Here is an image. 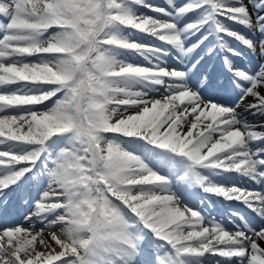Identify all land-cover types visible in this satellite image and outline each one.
<instances>
[{"label": "snow or ice", "instance_id": "obj_1", "mask_svg": "<svg viewBox=\"0 0 264 264\" xmlns=\"http://www.w3.org/2000/svg\"><path fill=\"white\" fill-rule=\"evenodd\" d=\"M165 4L0 0V264H264V0Z\"/></svg>", "mask_w": 264, "mask_h": 264}, {"label": "bare ground", "instance_id": "obj_2", "mask_svg": "<svg viewBox=\"0 0 264 264\" xmlns=\"http://www.w3.org/2000/svg\"><path fill=\"white\" fill-rule=\"evenodd\" d=\"M150 2H151V3H156L155 0H150ZM143 11H147V10H143ZM149 14H151V13H149ZM248 119H249L250 121H252V122H258V121H259V118H258V117H257V118H253V117L249 116ZM248 188H249V187H248ZM251 188H255V186L250 187V189H251Z\"/></svg>", "mask_w": 264, "mask_h": 264}, {"label": "rangeland", "instance_id": "obj_3", "mask_svg": "<svg viewBox=\"0 0 264 264\" xmlns=\"http://www.w3.org/2000/svg\"><path fill=\"white\" fill-rule=\"evenodd\" d=\"M177 2L178 3H181V2H183V0H177ZM158 5H161V3H157ZM233 27H237L238 28V26H236V25H232ZM239 30H241V31H244L243 29H239ZM228 210V209H227Z\"/></svg>", "mask_w": 264, "mask_h": 264}]
</instances>
